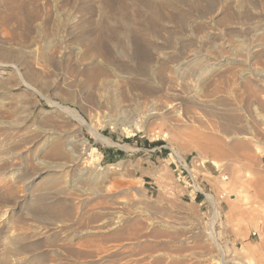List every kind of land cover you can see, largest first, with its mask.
Segmentation results:
<instances>
[{
	"label": "rangeland",
	"instance_id": "rangeland-1",
	"mask_svg": "<svg viewBox=\"0 0 264 264\" xmlns=\"http://www.w3.org/2000/svg\"><path fill=\"white\" fill-rule=\"evenodd\" d=\"M92 44L177 50L155 116L137 89L126 119L97 106ZM0 63V264H264V0H0Z\"/></svg>",
	"mask_w": 264,
	"mask_h": 264
},
{
	"label": "bare ground",
	"instance_id": "bare-ground-1",
	"mask_svg": "<svg viewBox=\"0 0 264 264\" xmlns=\"http://www.w3.org/2000/svg\"><path fill=\"white\" fill-rule=\"evenodd\" d=\"M106 17V16H105ZM57 18H61V17H57ZM62 20V19H61ZM127 23V22H126ZM124 24V23H123ZM127 26V25H126ZM131 26V24H130ZM127 28V27H126ZM135 30V29H134ZM107 31V30H106ZM89 37V36H88ZM121 38V37H120ZM50 44V43H49ZM127 46V45H126ZM91 49L89 50L88 49V53L89 55L87 56V60L89 61L87 64V66L85 67V69L81 72L84 76H85V79H86V82H87V86H88V89L90 90V93L91 94L90 96L92 97L93 101L97 104L98 107H107L109 109V113L111 114H114V116H117V119L118 117H128V112L129 110L127 109V102L128 101V98L130 97L129 96V93L132 94V91L135 89H137L139 92H137L136 94H133L132 96H137L138 99L142 98V99H145V102H144V107L143 109H141V111H139L140 113L137 114V116L134 118L133 116V120L136 121V122H142V124L144 123V121H142V119H147V118H151L153 116H155L157 114V100H153V99H150V97H158V96H163L165 93L168 94V92H171V90H173L174 88V84L177 80V68H180V67H177V50L175 51L174 54H170L168 52H164L163 50L159 51V57L160 55H162L160 57V59L156 62V63H152L151 61H147V62H142V60H136V61H133V59L131 58L130 56V51H133L135 50V47H116L114 46L115 49H111L109 48L108 46H101V48H97L96 45L94 46V44L91 45L90 47ZM139 49V48H137ZM30 50H32V47H30ZM33 50H36V49H33ZM31 51V52H34V51ZM112 50L115 54L118 53V55H120V57L122 58V62L119 64L118 62H115V61H109V59H111V54L112 53ZM38 51V50H37ZM79 53V50L77 51ZM99 52L100 56L102 54H105V55H110L109 59H108V63H104V64H101V61L96 57V54ZM29 53V51H28ZM136 53V52H135ZM133 52V54H135ZM195 53V52H194ZM30 54V53H29ZM32 54V53H31ZM35 54V53H34ZM80 54V53H79ZM87 54V53H86ZM139 54L140 51H139ZM104 55V56H105ZM135 55H138V54H135ZM81 56V55H80ZM99 56V55H98ZM29 57V56H28ZM114 57V56H113ZM104 58V57H103ZM102 58V59H103ZM106 58V57H105ZM108 58V57H107ZM138 57H136L137 59ZM188 58L189 57H186V63H188ZM191 58V57H190ZM78 59V58H77ZM194 59V58H193ZM84 60V59H83ZM104 60V59H103ZM106 60V59H105ZM203 60V59H202ZM201 60V61H202ZM121 61V60H120ZM208 61V60H207ZM77 62V61H75ZM79 62V60H78ZM86 63V61H85ZM181 63V62H180ZM186 63L184 62L183 63V66L185 64L186 66ZM197 63V59L195 58L194 59V62H190L188 64H196ZM203 63V62H201ZM218 64V63H217ZM0 65H4V63H0ZM6 65V64H5ZM198 65V64H197ZM205 65V64H204ZM213 65V64H212ZM215 65H216V62H215ZM148 67V69L150 70V72L156 74L157 76H161L159 80L155 81V82H141L139 83L140 81H138V83H134L133 79L131 82V80L129 81L130 79V76L132 75V68L133 67ZM182 66V63L181 65ZM189 66V65H188ZM199 67V65H198ZM209 67H211L209 65ZM208 67V68H209ZM219 67V66H218ZM84 68V67H83ZM184 68V67H182ZM187 68V67H186ZM200 68H202L200 66ZM204 68H206L204 66ZM212 68V67H211ZM214 68V66H213ZM17 69V68H16ZM76 69V67H75ZM77 69H81V68H77ZM76 69V70H77ZM142 69V68H141ZM144 69V68H143ZM144 70H147V69H144ZM143 70V71H144ZM206 70V69H205ZM219 70V68H218ZM141 71V70H140ZM181 71V70H180ZM179 71V72H180ZM191 71V70H190ZM200 71V70H199ZM210 71V70H209ZM76 72V71H75ZM148 72V71H147ZM207 72V71H206ZM77 73V72H76ZM144 74H147L146 72H142ZM192 73V71H191ZM195 73V71H194ZM201 73V71H200ZM19 74V73H18ZM134 74V73H133ZM137 74V73H136ZM151 74V73H150ZM149 74V75H150ZM185 74V73H184ZM196 74V73H195ZM249 75V74H247ZM246 75V76H247ZM83 76V77H84ZM155 75H153L152 77L154 78ZM136 77V76H135ZM155 77V78H156ZM156 78V79H157ZM140 79V78H139ZM151 79V78H150ZM251 79V78H250ZM249 79V81H250ZM141 80V79H140ZM246 80V79H245ZM244 80V81H245ZM23 81V80H22ZM243 81V84H247L248 87L246 88H249V95L250 96H255V89H252L251 85L246 83H244ZM252 81V80H251ZM242 84V85H243ZM254 84V83H253ZM25 85H26V88L29 89V90H32V89H35L34 88V85L28 81H25ZM243 85V86H244ZM257 85V84H256ZM262 92V91H260ZM134 93V92H133ZM171 96L174 95L173 93H169ZM260 94V93H259ZM89 96V97H90ZM259 97V96H258ZM252 98V97H250ZM255 98V97H254ZM248 99V98H247ZM159 101V100H158ZM50 103L54 104L55 105V101H49ZM139 102V101H138ZM141 105L143 104V101H140ZM249 104V103H248ZM247 104V105H248ZM135 105V104H134ZM260 105V104H259ZM253 108V107H252ZM131 112V111H130ZM72 115H74L75 117H79L80 120H84L83 117L76 111H72L71 112ZM242 113V112H241ZM130 114V113H129ZM238 114V113H237ZM240 114V113H239ZM246 114V113H245ZM131 115V114H130ZM232 115V114H230ZM229 115V118H227L226 122H225V129L228 130L229 127H231L235 122L239 121L240 120V117H242L240 115V117L236 116V115H232L230 116ZM112 116V115H110ZM109 116V117H110ZM116 119V118H115ZM126 119V118H125ZM242 119V118H241ZM111 121H109L110 123H113V124H116L117 122H115L113 119L110 118ZM123 120V119H122ZM131 120V119H130ZM129 120V121H130ZM81 121V122H82ZM127 121V120H125ZM124 122V121H122ZM128 122V121H127ZM133 122V121H132ZM245 122V121H244ZM84 125L86 123L82 122ZM125 123V122H124ZM241 124V123H240ZM87 125V124H86ZM234 126L236 125H233L231 128H233ZM237 128V127H236ZM241 129V128H240ZM237 130V129H236ZM242 130V129H241ZM91 131L93 132V134L97 137V139L109 144V145H112L114 144L113 141H111L108 137L100 134L99 132H97V130L95 128H92ZM232 132H236V131H232ZM238 132V131H237ZM240 132V131H239ZM227 133V132H226ZM232 134V133H231ZM232 136V135H231ZM238 136V134H237ZM49 137V136H48ZM242 144V143H241ZM233 145V148L232 149H235L234 147H237L239 148V145H240V142H235L232 144ZM60 146H63V145H60ZM65 146V145H64ZM231 146V144H230ZM242 146V145H241ZM240 146V147H241ZM59 147V146H58ZM62 148V147H61ZM61 148H56L55 150V154H62V151H60ZM64 148V147H63ZM201 148V147H200ZM236 148V149H237ZM69 151V154L71 157H73L74 159H77V157L79 156L77 153H75V151L73 150L72 147H68L67 148ZM95 150V148H92ZM62 150V149H61ZM65 151V150H64ZM54 152V151H53ZM222 152V151H221ZM220 150L218 151V154H221ZM233 152V150H231V153ZM214 153V152H213ZM225 154V152H222ZM215 156L217 154V152L214 153ZM217 154V155H218ZM230 154V153H228ZM59 156V155H58ZM176 156L180 157L179 156V153L176 152ZM226 156H227V153H226ZM219 157V156H218ZM212 161V160H211ZM214 165L216 167H221V163L217 162V161H214L213 162ZM81 173V172H80ZM79 173V174H80ZM82 173H84L82 171ZM86 174V173H85ZM82 175V174H80ZM226 177L225 176H222V180L225 179ZM210 197V195H209ZM211 200H213V209H214V213H215V210H216V204H215V200L214 198L210 197ZM210 236H211V239L215 240V233L212 231V229L210 230ZM18 260V259H17ZM222 264H227L225 261L222 260Z\"/></svg>",
	"mask_w": 264,
	"mask_h": 264
},
{
	"label": "built area",
	"instance_id": "built-area-1",
	"mask_svg": "<svg viewBox=\"0 0 264 264\" xmlns=\"http://www.w3.org/2000/svg\"><path fill=\"white\" fill-rule=\"evenodd\" d=\"M178 163H179V167H180L181 169H186V167H187V163L185 164V160H184V161H180V160H179ZM185 165H186V166H185ZM178 178H180V175H178ZM252 234L255 235V234H256V231H253Z\"/></svg>",
	"mask_w": 264,
	"mask_h": 264
}]
</instances>
